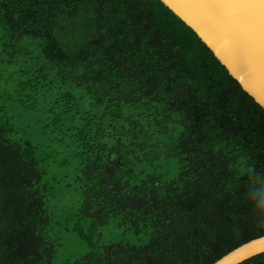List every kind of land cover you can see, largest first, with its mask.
Listing matches in <instances>:
<instances>
[{
  "label": "trees",
  "instance_id": "16d2710c",
  "mask_svg": "<svg viewBox=\"0 0 264 264\" xmlns=\"http://www.w3.org/2000/svg\"><path fill=\"white\" fill-rule=\"evenodd\" d=\"M0 84V264H52L66 232L71 264H210L264 234V109L160 0H0Z\"/></svg>",
  "mask_w": 264,
  "mask_h": 264
},
{
  "label": "water",
  "instance_id": "95a60500",
  "mask_svg": "<svg viewBox=\"0 0 264 264\" xmlns=\"http://www.w3.org/2000/svg\"><path fill=\"white\" fill-rule=\"evenodd\" d=\"M212 51L264 109V0H160ZM264 252V234L210 264H239Z\"/></svg>",
  "mask_w": 264,
  "mask_h": 264
},
{
  "label": "rangeland",
  "instance_id": "374dc122",
  "mask_svg": "<svg viewBox=\"0 0 264 264\" xmlns=\"http://www.w3.org/2000/svg\"><path fill=\"white\" fill-rule=\"evenodd\" d=\"M2 85V84H0ZM66 152L59 155V158L65 157ZM54 174L58 182L53 183L57 195L54 197V209L51 208L52 222L54 230L59 231L61 235L62 228L57 222L62 223L68 216L64 214L65 210L77 205V195H75V183L73 170L69 167H56ZM56 256L52 264H71L72 260L87 251L84 243L72 232H66L58 239Z\"/></svg>",
  "mask_w": 264,
  "mask_h": 264
}]
</instances>
